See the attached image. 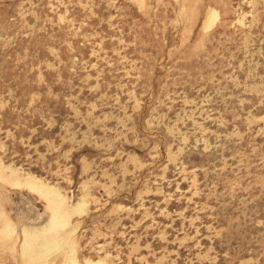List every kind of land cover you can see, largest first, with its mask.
I'll use <instances>...</instances> for the list:
<instances>
[{
    "label": "rangeland",
    "instance_id": "374dc122",
    "mask_svg": "<svg viewBox=\"0 0 264 264\" xmlns=\"http://www.w3.org/2000/svg\"><path fill=\"white\" fill-rule=\"evenodd\" d=\"M0 233V264H264V0H0Z\"/></svg>",
    "mask_w": 264,
    "mask_h": 264
},
{
    "label": "bare ground",
    "instance_id": "6f19581e",
    "mask_svg": "<svg viewBox=\"0 0 264 264\" xmlns=\"http://www.w3.org/2000/svg\"><path fill=\"white\" fill-rule=\"evenodd\" d=\"M15 180H17V178H16ZM18 181H19V179H18ZM18 181H17V182H18ZM28 181H29V180H28ZM10 182H11V181H10ZM13 182H14V179H13ZM26 182H27V181H26ZM30 182H31V181H30ZM32 182H34V181H32ZM15 183H16V182H15ZM15 183H14V184H15ZM35 183H36V182H35ZM24 184H25V182H24ZM33 185H34V183H33ZM40 186H41V185H40ZM31 187H32V186H31ZM41 187H42V186H41ZM36 188H37V189H38V188L40 189V187L38 186V184H37ZM42 188H43V187H42ZM33 189H35V188H33ZM37 191H39V190H37ZM39 192H40V191H39ZM40 193H41V192H40ZM41 194H42V193H41ZM50 194H51V193H50ZM55 195H56V194H55ZM47 196H48V195H47ZM51 196H52V194H51ZM54 197H56V196H54ZM51 198H52V197H51ZM48 199H49V198H48ZM53 199H54V198H53ZM53 201H54V200H53ZM55 201H57V200H55ZM53 203H54V202H53ZM55 203H57V202H55ZM51 204H52V203H51ZM59 205H61V204H59ZM53 206H54V204H53ZM51 208H52V207H51ZM59 209H60V208H59ZM55 210H56V208H55ZM60 212H61V211H60ZM54 214H55V213H54ZM54 214H53V215H54ZM66 214H67V213H66ZM55 215H56V214H55ZM57 215H58V214H57ZM54 217H55V216H54ZM61 218H62V217H61ZM56 219H57V218H56ZM56 219H55V220H56ZM52 220H53V219H52ZM57 220H58V219H57ZM7 221H9V220H7ZM63 221H64V220L62 219V222H63ZM54 222L56 223V221H54ZM57 222H58V221H57ZM60 222H61V220H60ZM60 222H58V223H60ZM51 223H52V221H51ZM61 224H62V223H61ZM65 224H66V223H65ZM52 225H53V224H52ZM52 225H51V227H52ZM7 226L9 227V225H7ZM56 226H57V225H56ZM58 226H59V224H58ZM64 226H65V225H64ZM2 227H3V226H2ZM13 227H14V226H13ZM51 227H50V229H49V226L47 227V229H48L49 232L53 229V227H52V229H51ZM61 227H62V226H61ZM11 228H12V227H11ZM55 228H56V227H55ZM59 229H60V226H59ZM61 229H63V228H61ZM12 230H13V229H12ZM37 230H39V229H37ZM45 230H46V228H44V231H45ZM13 231H14V230H13ZM13 231H12V232H13ZM33 231H34V230H33ZM39 231H40V230H39ZM41 231H42V230H41ZM59 231H60V230H59ZM12 232H11V233H12ZM28 232H29V231H28ZM45 232H47V230H46ZM53 232H54V231H53ZM56 232H58V231H55V233H56ZM11 233H10V235H12ZM30 233H31V232H30ZM30 233H29V235H30ZM38 233H41V232H38ZM55 233H54V234H55ZM0 234H1V233H0ZM25 234H26V233H25ZM35 234H36V233H35ZM1 235H2V234H1ZM10 235H9V236H10ZM44 235H46V234H44ZM48 235H49V234H48ZM50 235H51V237L49 236V237H50L49 243H52V244H53V242H56V241H54L55 239H52V237H53L52 235H53V234H51V232H50ZM55 235H56V234H55ZM5 237H6V236H5ZM27 237H29V236H27ZM41 237H42V236H41ZM57 237H58V235H57ZM37 238L40 239V236H38ZM54 238H55V237H54ZM45 239H47V238H45ZM56 239H57V238H56ZM33 240H34V238H33ZM57 241H58V240H57ZM34 242H37V241L34 240ZM45 242H47V241H45ZM46 244H47V243H46ZM29 245H31V244H29ZM33 246H34V245H33ZM24 247H25V246H24ZM29 247H30V246H29ZM31 247H32V246H31ZM30 251H32V250H30ZM31 253H32V252H31ZM31 253H28V255L31 254ZM29 256H30V255H29ZM31 256H33V259H34V255L32 254ZM29 258H31V257H29Z\"/></svg>",
    "mask_w": 264,
    "mask_h": 264
}]
</instances>
